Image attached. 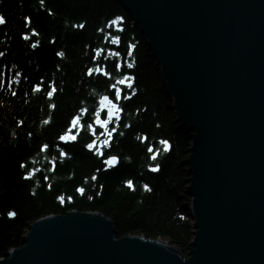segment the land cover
Masks as SVG:
<instances>
[{
  "label": "trees",
  "instance_id": "16d2710c",
  "mask_svg": "<svg viewBox=\"0 0 264 264\" xmlns=\"http://www.w3.org/2000/svg\"><path fill=\"white\" fill-rule=\"evenodd\" d=\"M0 15L5 19L0 24L5 81L0 86V258L22 245L34 221L70 210L101 212L112 219L117 236L165 239L188 257L194 237L186 163L191 132L178 121L139 25L115 0H44L43 5L40 0H0ZM117 16L123 19L110 23ZM33 42L36 47L30 46ZM60 51L63 56L57 55ZM15 72L21 75L8 83ZM124 73L130 88L120 83ZM49 81L55 86L52 97L46 95ZM37 83L43 87L34 92ZM115 90L131 96L118 101L122 112L111 118L107 130L117 131L109 138L94 123V113L99 98H113ZM81 108L87 109L82 123H93L95 134L77 126L75 141L58 140ZM101 118L108 119L103 110ZM93 140V149L85 147ZM162 140L168 141L167 149ZM44 144L48 147L42 150ZM61 149L67 155L60 156ZM113 155L118 162L108 164ZM26 171L32 176L26 178Z\"/></svg>",
  "mask_w": 264,
  "mask_h": 264
},
{
  "label": "water",
  "instance_id": "95a60500",
  "mask_svg": "<svg viewBox=\"0 0 264 264\" xmlns=\"http://www.w3.org/2000/svg\"><path fill=\"white\" fill-rule=\"evenodd\" d=\"M115 1L191 132L192 250L70 210L34 221L0 264H264V0Z\"/></svg>",
  "mask_w": 264,
  "mask_h": 264
},
{
  "label": "snow or ice",
  "instance_id": "6c2138e0",
  "mask_svg": "<svg viewBox=\"0 0 264 264\" xmlns=\"http://www.w3.org/2000/svg\"><path fill=\"white\" fill-rule=\"evenodd\" d=\"M40 3H41V5H43L44 4V0H40ZM48 11L51 12L50 9ZM122 19H123L122 17L117 16V17H115V20L110 22V23L114 24L115 22L121 21ZM25 20H28L29 23H30V18L29 17H25ZM3 23H5V19H4V17L2 15H0V24H3ZM73 26L75 27L76 25H73ZM26 27H28V25H26ZM79 27H83V24L79 25ZM31 31L34 34H38V33H36V30L34 28L31 29ZM98 31H102V30L98 29ZM22 35L24 36L25 39H29V36H28L27 32L23 33ZM54 39H55V37H53V40ZM113 39H118V38L113 37ZM37 43L38 42H33L30 46L31 47H36ZM3 55H4V53L0 52V56H3ZM57 55L58 56H63L64 53L62 51H60V52L57 53ZM128 66L130 67L131 65L129 64ZM13 67H15V65H13ZM57 67H59V65H57ZM119 68H120V65L118 64L117 65V69H119ZM91 72H92V69H88V73L91 74ZM105 74L107 75L108 73H105ZM20 75H21L20 72H15L14 75H13V80L12 81H7V82L8 83H12L15 80V78L19 77ZM3 76H4L3 71H0V86H2L5 83V81L3 79ZM24 79L27 80L28 77L25 76ZM43 79H44V77H40L41 81H43ZM120 83L124 84L128 88L131 87V83H130V81L128 79V74L127 73H124V79L122 81H120ZM49 86H50V90L46 92V95L48 97H52L53 96V92L55 91V86H54L53 82H51V81H49ZM42 87H43V85L41 83H37V84L32 86V90L34 92L35 91H39ZM133 91H134V89H133ZM121 92H122V90H115L113 98H110L109 95H103V96H101L99 98V107L96 108L95 113H94V115H95L94 123L95 124L101 125L107 130L108 126L110 124H112V122H113L111 118L112 117L119 118V114L122 112V108L119 106L118 101L121 98L128 99L131 96V92H127L122 97L121 96ZM13 95H15V93H13ZM50 107H54V105H50ZM102 110L104 112H106V115H107L108 119H102L101 118ZM85 112H87V109H84V108L79 109L78 112L71 117V119L69 121L68 128L65 131L61 132V134L57 137V139L60 140V141L66 142V143L67 142H71V141H75L77 139L78 132L77 133H73L72 129L76 128L77 126H79L80 128L86 127L88 129H91L93 134H95L96 129H95L93 123H88L87 125H84L82 123V119H83L82 113H85ZM127 126L128 125H125V127H127ZM116 131H117V127H111L110 130L106 131V135L109 138H111L112 134L114 132H116ZM28 135L31 136L32 133H28ZM95 143L96 142L93 140V141L87 143L85 145V147H87L88 149L91 150V149L94 148ZM161 143L163 144L164 148L167 149L168 141L162 140ZM105 144L107 146V141L105 142ZM47 147H48V145L44 144V145L41 146V149L43 150V149H46ZM149 151H151V148H149ZM96 152L99 153L101 156L104 155V153L101 151L100 148H96ZM65 155H67V154L64 153V151L61 149L60 156H65ZM155 157H156V153L153 152L151 158L155 159ZM107 159H108V163L111 164V165H115V163L118 162V157L115 156V155L110 156ZM20 167L21 168L25 167L24 162H21ZM149 167L152 168V170H158L159 166L158 165H149ZM97 171H99V169H97ZM30 176H32V172L26 171L25 172V177L27 178V177H30ZM95 178L96 177L93 176V179H95ZM45 179H47V177H45ZM125 183L128 184L129 187L133 186V182L131 180H127V181H125ZM148 187L149 186L147 184L144 185V188L147 189ZM77 191L83 193L84 189L82 187H78ZM68 199H71V197H69ZM8 215L9 216H13L14 213L13 212H9Z\"/></svg>",
  "mask_w": 264,
  "mask_h": 264
},
{
  "label": "rangeland",
  "instance_id": "374dc122",
  "mask_svg": "<svg viewBox=\"0 0 264 264\" xmlns=\"http://www.w3.org/2000/svg\"><path fill=\"white\" fill-rule=\"evenodd\" d=\"M191 206V205H190Z\"/></svg>",
  "mask_w": 264,
  "mask_h": 264
}]
</instances>
